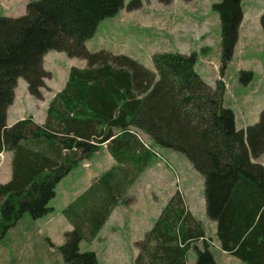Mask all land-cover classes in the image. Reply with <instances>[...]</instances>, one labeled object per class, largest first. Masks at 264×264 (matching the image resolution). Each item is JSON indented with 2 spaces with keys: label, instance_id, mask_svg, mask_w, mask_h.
<instances>
[{
  "label": "trees",
  "instance_id": "16d2710c",
  "mask_svg": "<svg viewBox=\"0 0 264 264\" xmlns=\"http://www.w3.org/2000/svg\"><path fill=\"white\" fill-rule=\"evenodd\" d=\"M140 5L132 0L128 8ZM124 7L125 0H29L23 15L0 14V153H13L12 178L0 183V243L25 213L35 219L51 213L58 183L107 143L118 166L65 209L74 229L57 246L67 264H99L96 252L81 251L80 244L96 236L125 183L151 163L145 137L183 153L203 174L206 216L217 223L222 249L264 264V166L253 161L264 150V106L256 122L236 128L233 110L223 104L224 81L212 86L201 76L196 51L156 52L155 70L128 54L90 51L86 42L100 22ZM243 7L242 0L213 3L221 20V73L234 56ZM261 21L264 26V16ZM51 50L87 66L71 67L44 123L28 116L8 126L19 78L32 96L43 97L51 75L44 56ZM237 77L247 84L252 71L241 69ZM205 236L203 221L176 194L147 233L136 264H188L191 248L194 264H218L206 239L198 246Z\"/></svg>",
  "mask_w": 264,
  "mask_h": 264
},
{
  "label": "rangeland",
  "instance_id": "374dc122",
  "mask_svg": "<svg viewBox=\"0 0 264 264\" xmlns=\"http://www.w3.org/2000/svg\"><path fill=\"white\" fill-rule=\"evenodd\" d=\"M216 1L219 0H141V5L137 9L129 10L128 5L132 0H125L124 9L100 22L96 33L89 42L92 48V50H89L106 49L113 53L128 54L153 70L155 65L152 55L156 52L179 51L190 53L196 51L198 60L201 58L203 61H211V65L218 69V73H220V66L217 62L220 58L221 20L213 8V3ZM2 2L7 6L10 5L6 0ZM11 2L13 4L17 3L20 8L24 5L23 0H12ZM12 7L15 8L14 6ZM244 8L247 17L250 20L255 19L253 30L250 32L253 41L248 38L250 46L252 44L256 51L261 49L263 52H257L252 57L253 60H251L254 68V71L251 70L254 85L259 81L260 75L258 71L264 66V26L261 21L264 16V0H252V2H247ZM10 10L11 8L5 11ZM129 19L133 21V26L130 28L124 26ZM111 22L117 23L121 27L123 35H109L107 29ZM48 59H51L52 70L55 72L64 68L67 69L71 62L77 64L81 60L77 57H71L65 52H62V56L57 54L56 59L50 57ZM199 62L203 63L200 60ZM201 64H198V68H200ZM262 73L264 77V71ZM206 75L212 77L214 76V71H210ZM236 78L238 77L236 76ZM46 81L50 83V77ZM238 81L241 87H245L239 78ZM18 82V93L20 91L22 93L27 82L23 77L19 78ZM44 92L50 94V88L47 85L44 88ZM28 106L30 107L29 112H25L24 117L33 116L35 121L44 119V114L46 115L47 110L44 109L42 102L38 101L32 106ZM253 116H255V119L257 118V115ZM11 119L12 116L10 115L8 121L10 122ZM147 139L143 137L146 145H149L150 138ZM158 149L160 151H158V154L162 156V159L159 158L155 167L144 169L137 179L129 184L125 183V188L120 191L119 194L122 193L123 196L120 201L122 202L120 205L121 215L114 219L113 225L107 228L111 229V231H108L104 238H97L93 242L90 239H84L80 244L81 251L95 252L103 248L105 241H107L108 246L116 249V252L123 249L124 244L127 247L126 251L130 249L129 243H133L139 253L145 252L144 245L146 244L147 233L153 229L156 220L168 202L166 200H169L163 191L174 187L177 192L184 185L181 183L182 181L180 183L177 181L178 177L173 171L174 167L169 158L179 172L184 170L188 175L187 178L190 181L188 186L191 190V192H188V198L193 201L194 205V211L192 212L197 216L205 217L206 198L203 174L192 166L183 153L172 150L174 151L173 156L170 157L168 151L171 149L161 147H158ZM99 157L98 163H106L109 167L114 165L111 168L118 166L115 162H111V158L105 151ZM84 162L85 160L82 161V165ZM85 165H88V163ZM81 168L80 166L74 168L64 178L61 185L58 186V195L49 202V206H55L56 210L37 219L25 213L16 226L8 232L0 243V264H67L57 246L64 243L65 233L74 229V224L72 221L67 220L68 213H61L62 202L68 198L65 194L66 185L69 182H72L73 185L76 183L74 177L78 173H82L83 170ZM128 171L130 172V168ZM156 173L159 174L158 177H156ZM133 174L131 173L130 175ZM0 178L7 179L5 172L0 175ZM156 181L157 184L155 183ZM182 191L187 201L186 191L184 189ZM203 223L206 225L207 237L210 238L215 233V224L210 220H204ZM203 241L200 240L199 247L203 245ZM207 242H209L218 264H225L222 257L218 254V249L215 248L214 244L210 243L212 239ZM195 259V250L191 248L188 264H194ZM132 261L133 257H131ZM239 263L247 264L244 261ZM131 264H136V262L133 261Z\"/></svg>",
  "mask_w": 264,
  "mask_h": 264
},
{
  "label": "crops",
  "instance_id": "0c3cea01",
  "mask_svg": "<svg viewBox=\"0 0 264 264\" xmlns=\"http://www.w3.org/2000/svg\"><path fill=\"white\" fill-rule=\"evenodd\" d=\"M2 1L3 0H0V14H5V15H9V16H20V15L25 14L27 11V4L29 2V0H23L24 5L22 8H20V6L17 3L13 4L11 2L12 0H6L10 3L9 6H7ZM247 2H252V0H242L244 7L247 5ZM12 6H14L15 8H13ZM244 7H243L244 19L241 21V23L239 25L240 29L238 32V40H237L238 44H236L234 47V52H233L234 56H233V58H231V60L227 64V68L224 69L222 73L220 71H219L220 73H218V69H215L211 65L212 64L211 61H207V60L203 61L201 58H199V60L202 61L203 63L201 64L199 62V60L196 63L197 71L212 86H214L216 84L217 80L224 81L223 104H226V106L231 107V109L234 112V116H235V121H234L235 127L240 128V129L245 128L250 123L253 124L254 122H256L259 119V115L257 114V112H258V110L260 111L262 106H264V77H263V73H262L264 71V66L261 67V69L258 71V74L260 75L259 81L256 82L254 85H253L254 80L252 79L251 82L244 84L245 87H241L238 84V82H239L238 78H236L238 70H241V69L247 70L249 68L250 71L251 70L254 71L253 70L254 68L252 65L253 62L251 61V60H253L252 57H254V55L257 52L258 53L262 52L261 49L259 51H256L255 48L252 46V44L250 46V42H249L248 38H250V40H252L250 32H252V30H253V25H254L255 19L250 20L247 17V15L245 14V8ZM9 8H11L10 11H5ZM12 9H13V11H12ZM122 9H124V8H122ZM124 26L129 27V28L132 27L133 21L129 19L127 24H125ZM107 31H108L109 35H123L122 29L117 23H113V22L109 23ZM91 39L92 38L87 40L86 46L88 47V49L92 50L90 43H89ZM54 52H57V53H54ZM57 54L62 56V52L56 51V50H51V51L47 52L46 55L44 56V67L47 71H49L51 73L50 83L45 80L46 85L48 86V88H50V94H47L46 92H44L45 87H43L42 88L43 97L41 99H38V98L32 96L28 92L27 85L25 86V90L22 89L23 90L22 93H20L21 91L18 93V86H19V82H18V85H17L16 90H15L14 101L8 108V114H7V125L8 126H11L12 124H14L19 119L25 118L23 115L26 114L27 111L29 112V109H30V107L28 105L32 106V105H34L35 102H38V101L42 102L44 109L48 110L49 104L52 101V99L57 95V93H59L65 87L66 82H67L68 77H69V71H70L71 67L77 66V67L83 68V67L87 66V61L85 59L80 58L81 60L79 61V63L73 64V62H71V64L68 66L67 69L64 68L62 70H57L55 72L54 70H52V61H51V59H48V58L50 57L52 59H56ZM217 63H219V61ZM198 64H201L200 68H198ZM210 71L211 72L214 71V76L208 77L206 75V74H209ZM31 114L35 115L34 113H31ZM10 115L12 116V119L9 122L8 119H9ZM253 115H257V118L255 119V116H253ZM46 117H47V113H46V115L44 114V119L42 121H37V122L41 123V124L44 123L46 120ZM239 120H240V122H239ZM104 151L108 153L109 157L111 158V162H115L116 164H118L114 155L110 152L107 143H105L103 145V147L100 149V151L96 152L91 159L85 160L83 165L81 163V165H79V166L82 167L81 169L83 171H82V173H78L74 177V181L76 183L73 185L72 182H69L65 187L66 188L65 194L68 196V198L62 202L61 213H66L65 209L68 206H70L72 204L74 205V203L76 204L79 200H81L82 196H84L85 194H87L89 192V190L96 183V181L99 180L100 177H102V175L106 171L113 169L111 167H113L114 165H111V167H109V165L106 163H103V162L98 163L99 158H100L99 156L102 155L104 153ZM168 152H169L168 153L169 156L172 157L174 151L169 150ZM96 156H97V158H95ZM150 157H151L150 158L151 163L146 165L144 167V169L155 167V165L159 161L158 158H156L154 155H151ZM12 159H13V153L11 151H3L2 153H0V175L3 172H5V174L7 176V179H5V180L0 178V183H6V182L11 180L12 172H13ZM169 160L174 167L173 171L176 173V175L178 177L177 181L179 183L182 181L181 183L184 185L180 191L176 192L174 187H172L171 189L163 191V193L165 194L166 198L167 197L169 198V200L172 199V197L175 194L181 195L185 209L187 211L191 212L194 216H197L195 213L192 212V211H194L193 201H191L190 198H188V192H191V190L189 189V186H188L189 182H190L189 179L187 178L188 175L186 174V172L184 170H181L179 172L178 169L176 168V166L173 164L172 160L170 158H169ZM253 161L264 166V150L262 152V155L255 158ZM86 163H88V165H85ZM109 168H111V169H109ZM143 170L141 172H139L133 178L132 181L137 179L143 173ZM157 174L158 173H156V177L159 176V174L158 175ZM64 178L58 183V186L61 185ZM168 178H169V175H168ZM155 183L157 184V181ZM58 186L56 189L55 197L58 195ZM187 186H188V190H187ZM182 189H184L186 191L187 201L185 199V195H184V192L182 191ZM169 200H166V201H169ZM121 203L122 202H118V204H116L113 208L110 209V211H108L106 213L107 216H106V218L102 224V228L97 232L96 236H92L90 238V241L93 242L97 238L102 239V238H104V235L108 231H111V229H107V228H109L111 225H113L114 219H117L121 215L120 214ZM52 208L54 210H56L55 206H53ZM67 216H68V214H67ZM198 217L202 221L209 220L206 216V208H205V217H201V216H198ZM67 220L71 221L69 219V216L67 217ZM210 221H212V220H210ZM213 222L215 224L214 235H212L209 238V237H207V233L205 231L206 236L204 238H202L201 240L212 239V241L215 242L216 245L220 246V242L218 241V239L216 237L217 223L215 221H213ZM203 224H204V230H205L206 225H205V223H203ZM199 242H198V244H199ZM129 245H130V249H128L127 251H126V249H127L126 244H124V248L121 249L122 251L120 250V251L116 252V249L109 247L107 244V241H105L104 247L101 248L102 250L99 249V250L95 251L97 254V257H98L99 264H131L133 261L136 262L135 260L140 253L137 249H135L133 243H129ZM215 248L218 249V254L222 257L223 263H225V264H240L239 262L242 261L239 259V257L226 252L224 249H222V247L221 248L215 247ZM189 252H188V256H189ZM131 257H133L132 262H131Z\"/></svg>",
  "mask_w": 264,
  "mask_h": 264
},
{
  "label": "built area",
  "instance_id": "2783aa9c",
  "mask_svg": "<svg viewBox=\"0 0 264 264\" xmlns=\"http://www.w3.org/2000/svg\"><path fill=\"white\" fill-rule=\"evenodd\" d=\"M148 146V145H147ZM149 147V146H148ZM151 149V148H150ZM153 152L155 153V155L158 157V158H161L162 159V156L160 154H158V151L155 150V149H152Z\"/></svg>",
  "mask_w": 264,
  "mask_h": 264
}]
</instances>
